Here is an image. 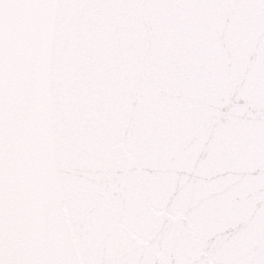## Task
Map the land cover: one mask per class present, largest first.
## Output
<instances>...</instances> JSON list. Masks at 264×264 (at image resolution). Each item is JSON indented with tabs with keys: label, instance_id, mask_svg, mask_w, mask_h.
<instances>
[{
	"label": "water",
	"instance_id": "95a60500",
	"mask_svg": "<svg viewBox=\"0 0 264 264\" xmlns=\"http://www.w3.org/2000/svg\"><path fill=\"white\" fill-rule=\"evenodd\" d=\"M0 264H264V0H0Z\"/></svg>",
	"mask_w": 264,
	"mask_h": 264
}]
</instances>
